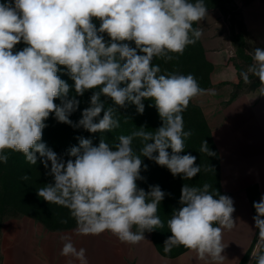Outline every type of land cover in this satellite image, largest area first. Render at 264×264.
I'll return each mask as SVG.
<instances>
[{"label":"clouds","instance_id":"1","mask_svg":"<svg viewBox=\"0 0 264 264\" xmlns=\"http://www.w3.org/2000/svg\"><path fill=\"white\" fill-rule=\"evenodd\" d=\"M206 16L204 0L0 3V163H7L6 150H12L36 165L38 153L53 182L39 188L37 195L69 209L77 234L110 231L120 242L137 245L145 240V231L164 226L158 210L166 193L159 185H150L146 192L137 183L145 179L141 175L147 170L143 157L184 180L201 171L195 156L181 155L185 139L192 135L184 130L183 112L192 98L215 95V90L200 87L193 74L162 73L153 60L169 62L175 58L171 54L182 55L202 37V30L193 25ZM94 19L100 22L99 27ZM21 42L26 46L14 51ZM128 42H134L135 47ZM60 66L73 81L71 86L58 75ZM249 73L258 78L264 94V49L256 47L251 65L240 73L246 84L250 83ZM70 90L76 95L70 96ZM89 90L90 104L78 122H73L70 116L80 104L77 97ZM102 96L119 108L135 105L138 114L144 113V101L150 100L149 106H155L162 124L154 132L142 125L131 135H120L114 146L103 138L94 145L89 138L77 137L79 144L67 150L68 159L43 142L50 115L58 123L93 134L118 128L115 109H105ZM57 99L60 103H55ZM136 137L145 142L139 154L132 146ZM201 151L215 155L206 140ZM210 189L208 183L202 187L183 184L181 206L167 221L172 235L165 241L166 253L173 245L183 246L200 260L223 264L222 253L227 247L224 230L236 226L234 201ZM253 207L259 240L251 253L252 264H264L260 244L264 241V195ZM61 242V256L88 264L86 249H77L70 236H62Z\"/></svg>","mask_w":264,"mask_h":264},{"label":"crops","instance_id":"2","mask_svg":"<svg viewBox=\"0 0 264 264\" xmlns=\"http://www.w3.org/2000/svg\"><path fill=\"white\" fill-rule=\"evenodd\" d=\"M230 5L229 10L208 12L200 22L205 28L204 48L211 53L225 49L226 60L236 57L234 33L253 50L256 47L264 49V0H231ZM242 56L250 59L249 53L244 52ZM234 67L238 72L240 66ZM226 71L230 76L218 80L224 84L206 88L214 89L215 95H200L196 100L209 117L218 156L221 195L231 197L235 207L236 226L223 233V243L227 246L222 253L223 264H243L259 237L253 219L257 215L253 204L264 195V94L250 91L233 96L238 76L230 69H220L218 73L221 75ZM249 188H256L253 201L248 194ZM75 229L50 230L40 223L30 222L22 234L8 239L10 253L5 264H80L75 257L59 254L62 236H70L77 249L87 250L88 264H212L210 260H200L188 249L166 253L149 231L144 233L145 240L129 245L120 242L110 231L100 235H80ZM261 246L264 251V241Z\"/></svg>","mask_w":264,"mask_h":264},{"label":"rangeland","instance_id":"3","mask_svg":"<svg viewBox=\"0 0 264 264\" xmlns=\"http://www.w3.org/2000/svg\"><path fill=\"white\" fill-rule=\"evenodd\" d=\"M204 3L208 6L211 4V0H204ZM231 5L222 2L220 5L216 7H208V12H216L221 9L229 10ZM96 23H100L98 20H95ZM194 27L200 28L203 32H205L204 26L199 23L193 25ZM202 37L199 39L200 44L203 49V56L209 66H205L202 64L200 60H197L198 54L193 45H189L186 47L185 51L182 55L179 54H171L175 58L172 61L165 62L163 59L156 58L153 60L154 64H158L161 67L162 73L168 72H179L181 74H193L197 81L200 84V87L206 89L210 87L212 84L222 85L225 82L218 80L226 79L230 76L228 72H223V74H219L218 70L220 69H230L234 75L238 76V84L235 87V95L250 92V91H260L261 84L256 76L249 73L250 83H245L243 78L240 76L242 71H246L248 67L252 63V55L254 54V50L251 46H246L244 44V52L250 54V59H244L242 55H240L238 48L239 44L236 42L235 51L236 57L234 56L231 59L226 60L225 49L223 52L220 50L219 52L211 53L209 50L204 48V39ZM106 38V36H105ZM254 46V45H252ZM256 47V46H255ZM234 59V60H233ZM198 61V62H197ZM238 64L239 71L237 72L234 65ZM217 69V71H216ZM92 90L86 91L83 96H79L77 99L80 101V105H83V98L86 99L91 94ZM197 97L192 98L190 101L188 108L183 112V120H184V130L191 131L192 135L185 139V150L181 153V155H185L191 153L196 157V164L200 165L201 171L197 174L193 179H183L181 176H173L171 172L166 168L159 166L153 160H150L147 165V170L144 172V182L142 183V189L146 192L149 191L150 185H159L161 190L166 193L165 198L161 201L159 205L158 215L160 216L164 226L160 229H155L151 231L157 240L160 242V246L164 249L165 241L172 235L168 229L167 221L170 219L173 211L178 209L181 205L179 203L181 196V188L183 184H188L189 186H197L202 187L203 184L208 183L211 185V190L217 189L220 192V188L218 185V156L217 152L214 149V145L212 144L211 137V126L209 124V117L204 111V109L198 105ZM152 102L150 100H145V110L148 108L147 115L145 118H142L144 114H141V124L145 126L147 131H155L156 128L161 126L162 121L158 115V112L155 106L150 107L149 105ZM85 105V104H84ZM135 105L131 106V110L129 111L131 116H135L138 120L139 116L135 115ZM128 113V112H127ZM130 116V118H131ZM135 118L133 120H135ZM132 120V121H133ZM141 125V126H142ZM206 140L209 149L215 153V155L210 156L208 153L201 151V147L203 141ZM171 152V150H169ZM149 178H153L154 181H150ZM8 204V203H7ZM7 205H4V210H6ZM16 209H22L20 206H14ZM35 221L36 223H40L43 225L41 221H38L27 214H23L20 212H16L14 214H9L5 216V218L0 220V264H5L6 259H8L10 250H9V241L12 237L16 238L19 234H22V231L25 230L30 222ZM66 221V222H63ZM29 222V223H28ZM51 223L57 224L56 226L67 225L75 223V219L71 217V215H67L64 213L57 219H52ZM259 237H256L254 244L251 247L250 252L247 254L243 264H248L250 260L251 253L254 251ZM183 246H175L171 247V251L169 253H178L184 250ZM8 261V260H7Z\"/></svg>","mask_w":264,"mask_h":264},{"label":"trees","instance_id":"4","mask_svg":"<svg viewBox=\"0 0 264 264\" xmlns=\"http://www.w3.org/2000/svg\"><path fill=\"white\" fill-rule=\"evenodd\" d=\"M4 2H6V0H0V3ZM222 2L230 4L231 0H211V4L208 7H216ZM94 23H96L95 19ZM96 25L97 27H99V23H96ZM105 36V40H108L109 38L107 37V35ZM232 40L234 42L235 40L238 42V51L240 55H243L244 43L242 38L232 33ZM128 43L131 47H135L134 42ZM25 46L26 45L21 42L15 46L14 51L22 50ZM193 46L195 47L199 57V59L197 58V60H200L203 65L209 66L202 54L203 49L200 44V41L198 40L195 44H193ZM60 67L61 72L58 73V75H60L61 79L65 80L71 86L73 84V81L66 74L64 66ZM71 95H76L74 90H70V96ZM91 95L92 91L91 94L86 97V99L83 98V105H80L78 107V110L70 116V119L73 122H78V120L81 118V113L83 109L88 107L90 104ZM233 96H235V94ZM101 99L104 102L105 109H107L108 107H113L115 109V118H117L120 122V126L118 128L113 129L111 132L93 134L84 130L83 128L74 129L68 124L58 123L55 120L54 116L50 115V117L45 121L47 127L43 130V142L46 143V145L52 150H54L57 154L64 156L65 159H68L69 157L66 155V152L70 147L78 146L79 141L77 137L82 136L84 138H89L93 141L94 145H98L100 139L103 138L107 143L114 146L115 143L118 142L117 138L120 135H131L134 131L139 130L142 125L140 120L141 114L137 113L136 107L133 108H135V115L139 116L138 120L135 118V116H131L129 113L132 104H129L127 107L124 108H119V106L114 105L109 98L102 96ZM55 103H60V101L57 99ZM147 111L148 108L144 111V115L142 116V118L146 117ZM134 118L135 120H133ZM144 143L145 142L142 140V138L136 137L133 139L132 146L134 150H136L137 154H139V150L143 147ZM169 150L171 149H168V151ZM6 151L9 157L7 163H0V220L5 218V216L9 214L11 215L16 212H20L23 214H27L28 216L38 221H41L43 225L50 230L69 229L76 227V221L73 224H67L64 226L61 225L59 227L56 226L57 224L51 223L52 219H57V217H60L64 213L70 215V211L66 207L57 204H49L42 198L38 197L37 190L43 187L45 184L53 182V178L51 176L46 175L48 169H45L43 164L40 162L41 158L39 157V154L37 153V164L33 165L26 160L25 156L22 153L15 152L12 150ZM142 159L143 164L145 165L148 164L150 161V159H148L147 157H143ZM143 171L144 170L141 171V175L144 177ZM25 175L29 177V179L26 181L22 179V177ZM149 180L152 182L154 181L153 178H149ZM143 182L144 180L137 182L140 188H142ZM256 193V188L248 189V194L252 201L254 200ZM4 205H7L6 210H4ZM14 206H20L22 209H16L18 211H15ZM133 229L136 231V226H134ZM156 242L160 246V242L157 240V238Z\"/></svg>","mask_w":264,"mask_h":264},{"label":"water","instance_id":"5","mask_svg":"<svg viewBox=\"0 0 264 264\" xmlns=\"http://www.w3.org/2000/svg\"><path fill=\"white\" fill-rule=\"evenodd\" d=\"M262 243V241H260V244ZM256 247H257V245H256ZM256 247H255V249H256ZM254 249V250H255ZM248 264H252V257H250V260L248 261Z\"/></svg>","mask_w":264,"mask_h":264}]
</instances>
